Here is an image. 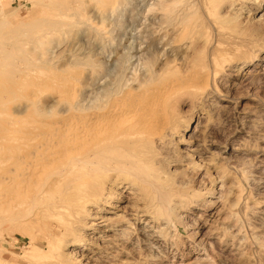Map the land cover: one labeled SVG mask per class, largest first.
Instances as JSON below:
<instances>
[{"label": "rangeland", "instance_id": "obj_1", "mask_svg": "<svg viewBox=\"0 0 264 264\" xmlns=\"http://www.w3.org/2000/svg\"><path fill=\"white\" fill-rule=\"evenodd\" d=\"M50 1L54 0H0V10L6 12L5 19L0 17V67L2 66L0 74L3 71L2 76L0 75L1 86L9 85L11 75L5 74L11 69L8 66L13 64L7 63L1 50L6 52L12 50L15 67H24L26 59L34 63L32 60L39 53L44 60L51 51L58 52V55L54 53L51 56H58L54 61L59 67L63 66H60V63L70 58L72 61L76 59V63L69 64V67L68 63H65V67H68L66 69L64 67L58 69L59 67L55 65L57 69L52 68L54 71L57 70L59 76L71 79L70 83L56 89V92L60 90L57 94L64 97L65 95L78 97L79 94L86 93L84 85L89 70L86 65L87 59L91 57L95 60L96 55V60L103 62L100 64L103 68L99 69L98 62L95 64L97 68L93 75L94 80L104 84L108 79L110 82L112 77L111 86L108 88H113L118 79L122 84L127 83L125 87L134 85L137 83L136 80L144 75L146 63L153 69V84L160 82L162 85L167 79L173 80L176 77L175 88L173 87L167 98L165 97L168 99L165 103V112L169 117L167 121L173 122L167 124L165 135L163 134L153 146L155 150L153 163L164 170L170 169L167 170L170 172L169 179L177 186L182 182L181 186H190L187 189L192 193L189 198L186 197L173 206L169 219H153L152 222H148L147 215L137 219L122 211L129 202L134 201L126 189L123 193L114 194L109 200L117 207L103 205L106 215L109 214L118 220V229H112L106 233V237L94 224L88 227L77 225L73 233L75 237L69 241L60 239V242L55 241L56 237L50 235V225L56 217L51 216L52 211L45 201L41 199L39 201L37 198L28 201L14 199L8 210L1 212L4 218L0 216V264H60L57 259L61 257L60 254L70 253L71 250L76 251L75 256L69 255L68 259L65 258V264H264V0H231L232 6L230 2L224 4L223 1H218L221 3L219 7H214V11L223 12V19H220L222 22L215 21L217 23L214 22L213 26L202 20L196 5L191 2L183 11L184 13L191 11L187 19L180 18L178 15L182 12L177 10L175 15H172L173 20L166 22L165 13L157 4L159 0H100V4L105 5V9L103 10V7L101 9L102 13L97 12L101 6L86 4L83 14L67 19L64 21L65 25L54 29H41L37 26L38 22L42 16L47 17L48 11H45L50 10L55 3L52 4ZM67 2L71 3L70 0ZM191 5L194 6L191 8ZM194 7L196 10L193 11ZM191 18H194V21ZM198 22L199 25L201 23L200 26ZM189 27H192L193 31ZM35 31L36 34L38 32L44 35L41 37L42 43L28 41L26 34ZM203 31L204 35L201 33ZM187 33L189 34L186 35ZM203 40L207 43L205 41L204 44ZM213 41L218 48L214 46L216 53L210 61L211 64L209 62L208 68L206 67L209 69L208 72L211 69L210 84L194 96L187 95V92L184 94L183 89L177 86L180 80L177 77L184 76L193 69H199V63V66L204 65L205 60L207 61L205 50ZM186 42L192 43V48L187 53L182 49ZM13 46L16 50L12 48ZM220 47L223 49L220 50ZM47 50L50 52L46 53ZM21 52H26L23 53L25 57L19 55ZM183 55L187 57L182 61ZM190 60L198 62L194 65ZM42 68L46 70V67ZM97 71L99 72L96 74ZM178 71H182V75ZM164 73L166 75H162ZM36 77L26 76L25 80L22 77L21 82H30V79L34 80ZM108 81L105 84L107 86L110 85ZM1 86L0 91L4 88ZM16 89L10 96L2 98V100L14 98L13 104H8L9 107L22 103L21 101H25L28 96L27 88L17 89L18 91ZM207 110L210 112H206ZM5 113L0 114V122H4ZM171 117L174 119L171 120ZM125 195L126 199L123 197ZM16 203L20 204V207ZM37 215L39 218H36ZM24 218H27V227ZM83 220H88V217L83 216ZM123 230H125L123 237L117 236V233ZM30 234L37 236L30 237ZM111 235L113 237H110ZM105 243L112 247L110 250L112 254L106 253L101 247ZM49 246V249H45ZM38 251L45 254H39ZM79 253L84 256L80 257Z\"/></svg>", "mask_w": 264, "mask_h": 264}, {"label": "bare ground", "instance_id": "obj_2", "mask_svg": "<svg viewBox=\"0 0 264 264\" xmlns=\"http://www.w3.org/2000/svg\"><path fill=\"white\" fill-rule=\"evenodd\" d=\"M218 1H223L222 3L224 4L225 3L228 4V2H230V5L232 6L231 0H159L157 4L161 7L163 13H165L164 16L166 15V17H164L166 19L165 21L167 22V20H170L169 22H171V20H173L171 19L173 18L172 15L173 14L175 15V12L177 10H178L177 12L180 11L182 12L179 13L178 15L180 18L187 19V16L189 17V13L191 11L187 13H184L183 11H185L184 9L186 8L187 5H190L189 2H191L194 5H196V9L198 13H200L202 20L205 23L213 26L215 25L214 24L215 21L218 20L221 21L220 19H223L222 18L223 12L221 13L220 11L217 12L214 11V7L215 6L219 7V3H221V2L218 3ZM50 2H52V4L53 2L55 3L50 10L45 11V12L48 11L47 17L45 18L41 15L42 19L39 17L41 21L39 22L37 21L38 22L37 26L41 27V29L44 28L54 29L55 27H58L60 25L61 26L65 25L66 23L64 21H66L67 19L72 18L74 16L82 15L85 10L84 7H86L85 6L86 4L87 5L92 4V6L93 4L97 6H101V8H98L99 11H97L99 13H102L103 10L105 9V5L100 4L101 3L100 0H74L73 2H71L70 0L71 3L67 2V0H54ZM193 6L191 5L190 7L192 8ZM102 7L103 10H101ZM108 9L110 10V8ZM196 9L194 7L193 11ZM0 11H1L0 17L2 19H5L6 12L3 9H1ZM43 15H45V13ZM178 16L176 15V17ZM176 17L174 16V18ZM192 20L194 21V18ZM199 22H198V26L201 25V23L199 25ZM190 25H193V23H191ZM198 26L197 28H199ZM205 26L207 25L205 24ZM192 27L189 28L191 29ZM183 28L184 26L182 27V29ZM39 32L43 33L44 30L42 31L40 30ZM194 32L196 31L194 30ZM201 33L203 34L204 31ZM37 34L36 31L35 33L30 32L26 34L29 38L28 41L32 40L35 43L37 42L38 44L42 43L43 38L41 37H43L44 35L43 34L40 35V33L38 32ZM188 34L189 33H187L186 35ZM188 37L190 38L191 36ZM13 40L16 41L15 38ZM205 41L203 40L204 44L207 43V41L206 43ZM9 43L12 42L9 41ZM14 45L16 47V42ZM214 46L215 48L217 47L213 41L212 43H210V46L205 50L207 53L206 54L207 61L205 60L206 63H204V65L201 64V66H199L200 65L199 63L198 65L199 69H193L187 74H184V76L181 74L183 69L181 72L178 71L180 75H182L183 77L177 75L178 76L177 79L180 78V80H178L179 83L177 84V86L178 88L183 89L182 91L185 92L184 94L188 93L187 95L191 94L194 96L200 91H203L202 89H204L208 84H210L209 72L211 71V69L208 72L209 69L207 70V68H208V63L212 61V58L214 57V53H216L214 52L215 50ZM15 47L13 46L12 48L15 49ZM191 48H192V43L190 42L182 47L185 53L189 52ZM203 48L204 47H202V49ZM222 49L220 47V50ZM11 51L6 52V50H1V53L4 54L3 55L4 59L8 61L7 63L10 64L13 63V64H11L12 66H8L11 67V69L9 68L10 71L8 73L4 71L6 73V74L4 73L5 75L7 74L11 75V78L10 76H6L10 78L9 85L7 87H4L1 86L0 84L1 87H4L2 88L3 90L0 91V110H1L0 114L6 112L5 113L6 118L4 122H0V216L2 215L3 217V213L1 214V212L2 211L4 212V210L6 209L8 210V208L12 205L14 199L16 200L18 199L20 201H24V200L28 201L37 198L39 199V201L40 199L45 201L46 205L52 211L51 216L56 217L51 222L50 225L51 228L49 229L50 235L56 237L55 241L58 240L60 242V239H62L61 241L72 240L75 237L73 233L77 225L88 227L94 224L107 237L106 233L112 231V229H118L119 226L117 224L118 222L117 219H115L113 216H109V214L106 215V210H104L103 205L105 204L109 206L115 205L112 202H109V200L114 196V194L123 193L126 191V189H128L129 190L128 194L132 196L131 198H133L134 201H132V203L129 202V205L125 206L122 209V211L125 214L129 213L132 216V218H137V219H139L142 215H147L149 216L148 222H152L153 219H165V218L169 219L170 216L172 215L170 213H172L171 209L173 208V206H176V204L179 201H182L184 198L188 197L190 193H192L191 190H188L190 186L188 187L184 185L181 186L183 182L180 184V186H177L175 185L174 181L169 179L168 175L170 172L167 170L170 169L164 170L163 167L158 166V164H156L155 162H154L155 164L153 163V157L155 151L153 146L163 137L165 128H167L166 127L167 124L169 122L171 123L173 122V121H169V122L167 121L169 117L166 115L167 113L165 112V103L168 100V99L166 100L167 98L166 96H168L167 94L170 93L173 87L175 88L174 80L176 79V77L173 80L167 79V82L163 83L162 85H160V82L158 80L157 81L159 83L153 84L154 82L153 81L154 75L152 72L153 69L152 67H150L149 64L146 63V65L144 64L146 68L143 67L145 68L144 75H141L142 78H138L137 80H136L137 77L136 75L135 80L137 83H135L134 85L132 84V86L125 87L127 83L125 84L123 82L124 84H122V82H120L119 79L117 80V77H115L117 80V84H115L113 88H108L109 86H111L110 82H112V77L110 78L111 79L110 82L108 81L109 79L107 80L110 84L108 86L105 85L107 84L106 83L107 81L104 82V84H101L99 81L94 80L93 75L97 68L95 67L96 66L95 64H97L98 62L97 65L99 66V69L103 68L102 66L100 67V64L103 62L97 61L98 59L96 60L97 55L94 54V52H96L94 50L93 54L96 55L95 60L91 59L90 57L87 59L88 62L86 63L87 67L89 68L88 75L85 74L87 75L86 85H84L85 86L84 90H86V93L79 94L78 97L77 96L66 97V95L64 97L62 95L57 94L60 93V90L59 92H56V89L57 87L59 88L66 85L67 83H70L71 79L69 80V78L66 77L65 75H64L65 77L61 75L59 76L57 74V70L54 71L52 69L55 67H59L55 65L56 61H54V59L58 58V56L57 57L51 56L54 53H57L58 55V52L53 51L54 53H51L52 51L51 52L49 51L50 52L49 53L47 50L46 53L48 52L50 55L48 54L49 56L47 58L45 57L46 59L42 60V55H40L39 53V55H37L32 60L34 61V63L26 59L25 61L26 63L23 64L24 67H15L14 57L12 56L13 53ZM26 52L28 53V51ZM26 52L23 53L26 54ZM202 52H204V50ZM21 53L19 55L21 57L24 56V54L22 53L23 55H21ZM89 55L91 56V54ZM127 55H131V54H126V56ZM196 55H198L197 51H196ZM20 56L17 57L18 61ZM59 56L61 55L59 54ZM123 56L125 57V55ZM133 57H135L134 54ZM186 57H187L186 55H183L182 61L185 60ZM126 58L127 57H125V59ZM93 60L96 61V63H94ZM193 60L192 61L190 60L191 63L193 62ZM21 61L24 62V60ZM60 62L61 61H59V63ZM197 62L198 61H196V63ZM65 63L66 64L68 63V67H69V64L73 65L76 63V59L72 61V59L70 58L69 60L60 63L59 65L60 66L63 65L62 67L66 69L67 66L65 67L66 65ZM194 63L195 62H193L192 64ZM41 66L46 67V70L45 68L43 69ZM48 67L51 68L48 69ZM62 67H59L58 69L60 68L62 69ZM40 69H43L44 71ZM174 69L175 68H173V70ZM185 70L186 69H184V71ZM99 71H97L96 74ZM2 72L0 74L1 76L3 74ZM165 72L166 74H168L167 71ZM166 74L164 73L162 75H166ZM30 75H35L37 77L34 80L30 79V82L29 81L21 82V80L23 79L25 80L24 77ZM17 78L19 79L20 82H18ZM125 79H123V81ZM114 81L115 80H113V82ZM69 86H71V84ZM16 87L17 89L27 88L26 90H28L27 93L28 96H26L25 101L22 99L24 102L21 101L22 103L16 104L14 106L12 105V107H9L8 104L12 103V100L14 98L10 100L8 99L2 100V98L4 96L6 97L10 96V94L13 93L12 91H14ZM179 90L180 89H178V91ZM178 91H174V92H178ZM182 91L180 90L181 93ZM41 94L48 96H41ZM171 94L172 96H175L173 95L174 93ZM169 100H171L170 96H169ZM170 103H172V101ZM5 108L7 111L5 110ZM208 111L209 110H207L206 112ZM171 118H170L171 120L174 119V117ZM118 189H120V191ZM123 197L124 199H126V195ZM16 205L18 204L16 203ZM18 206L20 207V204ZM44 208L43 209L47 211L46 207ZM48 213L49 212H47V214ZM8 214L9 213L7 212L6 215ZM12 214L14 215L13 212ZM29 215H28V219H29ZM34 215H36V213H34ZM38 215L36 216V218H39ZM83 216H87L88 220H83ZM3 218H1L2 222H3L2 220ZM6 219H8V217ZM26 219L24 223L25 226L27 227L28 224H26ZM18 221L20 222L21 220ZM14 222H16V220ZM46 225L47 224H45V226ZM124 232L125 230H123V232L121 233H117V236L118 235L122 236ZM31 235L32 234H30V237ZM32 236L34 237V235ZM110 237H113V235H111ZM50 239L51 238H49V240ZM52 239L54 238L52 237ZM52 239L50 241H52ZM109 241L113 245H115L113 241L111 240ZM46 245L48 246V244ZM78 245L81 244L78 243ZM102 245L103 246L101 247L106 253L112 254L110 251L112 247L108 246L109 243L108 244L105 243ZM49 248L50 246L48 248L45 247V249H49ZM74 252L71 250L70 253L62 254V255L60 254L61 257L57 258L59 260V263L65 264L64 259L65 258L68 259L69 255L71 256L74 255L75 254ZM40 253L42 254V252H39V254ZM46 255L49 256V254ZM83 256L82 254H80V257ZM45 261H50V260H45Z\"/></svg>", "mask_w": 264, "mask_h": 264}]
</instances>
